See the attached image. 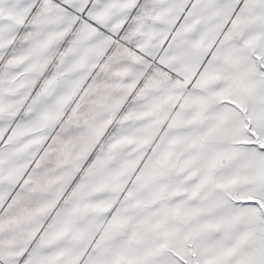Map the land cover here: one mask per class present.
<instances>
[{"label": "snow or ice", "instance_id": "obj_1", "mask_svg": "<svg viewBox=\"0 0 264 264\" xmlns=\"http://www.w3.org/2000/svg\"><path fill=\"white\" fill-rule=\"evenodd\" d=\"M0 264H264V0H0Z\"/></svg>", "mask_w": 264, "mask_h": 264}]
</instances>
